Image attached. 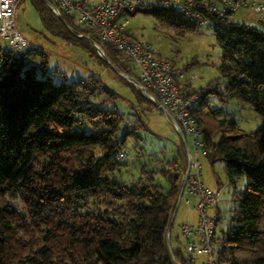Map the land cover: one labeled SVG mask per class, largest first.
Returning <instances> with one entry per match:
<instances>
[{
	"label": "trees",
	"instance_id": "trees-1",
	"mask_svg": "<svg viewBox=\"0 0 264 264\" xmlns=\"http://www.w3.org/2000/svg\"><path fill=\"white\" fill-rule=\"evenodd\" d=\"M31 2L57 38L86 51L87 41L99 42L90 29H85L90 36L80 33L72 15L61 14L63 24L44 0ZM138 12L178 37L201 26L178 10L152 4L125 15ZM210 20L206 27L220 47V76L195 90L202 100L192 117L203 135L205 158L221 162L234 187V207L223 228H218L219 211L214 213L213 259L215 264H264V21L247 25L217 15ZM104 51L116 67L109 58L119 52L110 45ZM33 54L40 56L44 73L48 55L42 49L26 48L18 55L0 45V264H189L180 248L166 245L184 174L178 169L179 155L186 160L182 139L176 144L181 154L178 148L168 158L161 152L155 164H141L136 178L118 180L113 174L126 165L118 155L126 154L129 138L142 137L111 106L117 93L94 76L58 83L37 77L25 60ZM124 62L123 71L136 77L131 63ZM99 93L108 99L94 100ZM134 93L141 102L144 97ZM212 98L250 106L263 124L255 132L242 130L223 108L210 106ZM241 177L246 183L237 191ZM14 197H21L27 211L5 200ZM34 230L41 234L39 245L18 240L20 233Z\"/></svg>",
	"mask_w": 264,
	"mask_h": 264
},
{
	"label": "rangeland",
	"instance_id": "rangeland-1",
	"mask_svg": "<svg viewBox=\"0 0 264 264\" xmlns=\"http://www.w3.org/2000/svg\"><path fill=\"white\" fill-rule=\"evenodd\" d=\"M259 1L264 2V0ZM17 5L14 14L15 24L17 30L26 39V48L42 49L48 55L47 68L44 73L39 67L40 56L33 54L26 57L27 64L34 65L36 68V76L47 75L55 83L69 82L80 78H89L90 76L96 77L111 91L117 93V97L112 100L111 106L117 107L124 114L123 123H126L128 127H135L137 129L136 132L142 138L144 137L143 139L134 140L129 138L127 140L125 148L127 150L126 165L119 172H115L113 176L118 180L129 181L138 176L141 164L148 163V167L155 164L156 162H152V160L157 157V154L161 157V152H163L165 153L164 156L168 158L174 153L172 150L175 148H178V152L181 154L180 147L176 146L179 136L176 130L172 129L168 115L164 111L157 109L155 105L146 99L143 98L141 102L136 99L134 91L138 93L137 89L122 76H127V73L121 68V66L123 67L126 64L124 61L119 57L114 60L110 57L109 59L116 63V67H112L108 63L107 65L99 63L98 58L101 60L102 57L98 55L90 41H87V44L90 45H88L90 50L86 51L79 44H71L61 40L44 27L41 17L31 0H19ZM233 15V19L244 24L256 23L258 19L254 12L248 11L246 8L237 9ZM124 18L127 20L126 29L131 33L132 37L146 42L150 48L156 50L158 55L166 58L175 68L183 71L186 79L189 80L195 89L203 87L208 81L220 76L218 70L220 47L217 45L210 29L206 26L201 25L197 31L178 37L174 35L171 29L157 23L150 14L138 12L135 15H125ZM75 26L78 27L80 33L90 36L88 30L86 31L76 24ZM0 45L10 47L1 38ZM92 52L98 58L94 55L92 56ZM105 98L107 96L104 93H99L94 100L102 101ZM210 106L212 108H223L224 113L233 118L240 128L247 132H255L263 124V119L250 106L243 103L240 104L234 99L221 103L217 99L212 98ZM186 147L188 150L187 157L190 155L193 160L196 158L200 162L199 170L202 184L206 188L217 192L215 203L207 208V214L214 215L217 209L221 218L218 228H223L226 225V219L230 211L234 207L232 200L234 187L227 183L221 162L211 164L205 158L201 149L197 148L194 151L189 137H186ZM154 151L157 152L149 154ZM179 157L178 169L180 172H184L186 160L182 154ZM161 182L165 190L166 184L164 181ZM235 183V189L239 191L246 182L244 177H241ZM186 195L190 197V203L186 205L192 209L190 210V216H198V213L192 208L196 197L184 192L180 197L182 202L174 216V227L182 221L180 219L183 218V210H185L183 207L184 197ZM5 200L10 201L20 212L27 211V207L21 197L6 198ZM181 224H185V222ZM19 236L18 240L21 243L32 244V246L40 244L41 234L38 231L34 230L26 234L20 233ZM194 257L196 260L195 264H200L203 256L194 255Z\"/></svg>",
	"mask_w": 264,
	"mask_h": 264
},
{
	"label": "built area",
	"instance_id": "built-area-1",
	"mask_svg": "<svg viewBox=\"0 0 264 264\" xmlns=\"http://www.w3.org/2000/svg\"><path fill=\"white\" fill-rule=\"evenodd\" d=\"M18 1L0 0V38L20 55L25 52L27 42L15 24L14 14ZM44 4L53 13L72 15L76 25L92 30L99 39V42L93 41L92 44L98 55L105 56L104 45H110L119 52L122 61L130 62L136 77L125 75L126 81L157 109L168 115L172 129H181L190 138L194 151L197 148L203 151V135L192 117V112L198 107L202 96L195 91L183 71L158 55L146 42L130 35L126 29L125 11L152 4L157 8L178 10L186 18L208 26L211 24L212 15L230 19V15L237 9L246 8L254 12L258 20L264 21V2L259 0H44ZM117 158L125 159L126 154L120 153ZM189 160V174L185 179L183 192L196 197L195 210L198 216L197 224L185 223L179 226L189 251L186 260L193 264L194 255H202L200 264H215L213 232L217 221L214 215L207 214V208L214 205L217 192L202 184L199 160H193L190 155ZM176 264L182 263L176 260Z\"/></svg>",
	"mask_w": 264,
	"mask_h": 264
},
{
	"label": "crops",
	"instance_id": "crops-1",
	"mask_svg": "<svg viewBox=\"0 0 264 264\" xmlns=\"http://www.w3.org/2000/svg\"><path fill=\"white\" fill-rule=\"evenodd\" d=\"M92 1L98 2V1H102V0H92ZM233 17H234V15H231L232 19H233ZM234 20H236V19H234ZM250 24H255V23H251L250 22L247 25H250ZM187 155H188V151H186V147H185V158H186V160H187ZM184 198H185V202H184V206L183 207H184L185 210H183L184 211L183 212V218L180 219V220H182L181 223L185 222V223H190V224H197V218H196L197 215H196V217L195 216L191 217L190 216V210H192V209H190L189 206H186V205H188L190 203V200H189L190 197H188V195H186ZM181 202H182V199L180 200V202H179V204L177 206V209L179 208ZM195 204H196V198L194 199V203L192 204V208H193V210L195 212H197L195 210ZM177 209H176V213H177ZM173 222H174V219H173L172 223ZM181 223H177V225L175 227H174V223H173L172 227L169 229V231L167 233V236L169 237L170 247H172L173 249L174 248H180V250L182 251L183 256L187 257L189 251H188V249L186 248V245H185L186 244V238L179 231V226H180ZM194 258H193V260H194L193 264H195V262H196V260Z\"/></svg>",
	"mask_w": 264,
	"mask_h": 264
},
{
	"label": "water",
	"instance_id": "water-1",
	"mask_svg": "<svg viewBox=\"0 0 264 264\" xmlns=\"http://www.w3.org/2000/svg\"><path fill=\"white\" fill-rule=\"evenodd\" d=\"M54 15L55 16H57V18L60 20V22L61 23H63V24H65L64 23V20H63V17H62V15H59L57 12H54ZM90 42L93 44V41L92 40H90ZM95 48V50L97 51V49H96V47H94ZM98 52V51H97ZM100 57H102V59L106 62V63H108L110 66H112L113 67V65L109 62V60L106 58V56H104V55H99ZM123 77H125V75H122ZM176 132H177V134L179 135V137H180V139H182V142H183V145L186 147V142H185V136L183 135V133H182V131H181V129H179V128H177L176 129ZM186 151H188L187 150V147H186ZM187 166H186V168H185V170H184V175H183V179H182V181H181V190H180V192H179V194H178V196H177V203H176V205H175V207H174V209H173V214H172V217H171V220H170V222H169V227H168V230H167V233H168V231H169V229L171 228V226H172V221H173V219H174V216H175V213H176V209H177V206H178V204H179V202H180V200H181V196H182V194H183V189H184V182H185V179H186V177L188 176V174H189V168H190V160H189V156L187 157ZM166 236H167V234H166ZM166 245H167V248L169 249L170 248V242H169V237L167 236L166 237Z\"/></svg>",
	"mask_w": 264,
	"mask_h": 264
}]
</instances>
